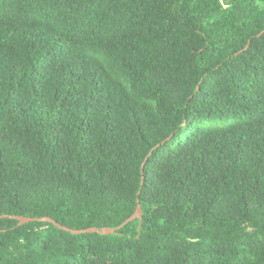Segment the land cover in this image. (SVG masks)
Listing matches in <instances>:
<instances>
[{
  "label": "trees",
  "instance_id": "1",
  "mask_svg": "<svg viewBox=\"0 0 264 264\" xmlns=\"http://www.w3.org/2000/svg\"><path fill=\"white\" fill-rule=\"evenodd\" d=\"M0 264H264V0H0Z\"/></svg>",
  "mask_w": 264,
  "mask_h": 264
},
{
  "label": "water",
  "instance_id": "2",
  "mask_svg": "<svg viewBox=\"0 0 264 264\" xmlns=\"http://www.w3.org/2000/svg\"><path fill=\"white\" fill-rule=\"evenodd\" d=\"M13 218H16L19 221V224H24L27 222H31V221H50L55 223L57 226L66 229L68 231H71L73 233H84V232H98L100 234H110V233H114L117 232V230L122 227L124 224H126L127 222H129L130 220L139 217H142V208L140 203H138V206L135 210V212L133 213V215H131L128 219H126L121 225L117 226V227H89V228H85V229H73L70 228L68 226L62 225L61 223L57 222L56 220H54L51 217L48 216H44V217H29V216H12Z\"/></svg>",
  "mask_w": 264,
  "mask_h": 264
}]
</instances>
